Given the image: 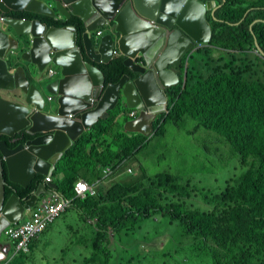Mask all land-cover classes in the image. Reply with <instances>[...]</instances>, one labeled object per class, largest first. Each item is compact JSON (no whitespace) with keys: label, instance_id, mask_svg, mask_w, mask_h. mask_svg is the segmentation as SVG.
Instances as JSON below:
<instances>
[{"label":"water","instance_id":"1","mask_svg":"<svg viewBox=\"0 0 264 264\" xmlns=\"http://www.w3.org/2000/svg\"><path fill=\"white\" fill-rule=\"evenodd\" d=\"M215 5L216 0H0V135L9 137L0 139V232L57 183L41 180L28 197L17 186L52 173L74 141L121 99L137 110L123 128L154 133L155 119L167 109L166 88L180 81L183 57L212 39L207 12ZM14 10L55 19L79 16L83 43H77L75 24L48 25ZM97 28H103L100 35L93 33ZM115 50L133 75L106 83L97 63L110 62ZM49 65L57 67L55 74H46ZM6 251L0 242V260Z\"/></svg>","mask_w":264,"mask_h":264},{"label":"trees","instance_id":"2","mask_svg":"<svg viewBox=\"0 0 264 264\" xmlns=\"http://www.w3.org/2000/svg\"><path fill=\"white\" fill-rule=\"evenodd\" d=\"M260 1L218 0L221 5L216 11L207 12L212 39L183 57L180 81L166 88L167 110L154 121V133H163L168 119L179 124L188 115L196 119L197 126L224 132L234 147L232 157L241 165L234 168L239 173L225 177L224 187L213 194L208 209L190 216L186 211L189 201L185 200L195 192L186 190L170 171L145 174L136 180L131 191L116 183L102 199L98 193L75 199L73 204L79 206L86 224L92 227V235L84 243L89 253H80V264H111L112 248L123 238L121 231H126L124 237H130L135 230L131 218L156 219L159 215L200 236L213 264H264V57L256 50L254 38L264 50V1ZM249 8L254 9L243 18ZM11 14L39 18L48 25L75 24L77 43H83L85 26L79 16L55 19L28 10H14ZM255 18L260 20L255 22ZM215 47L226 50L227 69L222 67V56H212ZM254 49L258 54L252 52ZM197 56L203 57L201 62L196 60ZM97 65L103 70L106 83L117 81L124 73L133 75L120 55ZM121 110L120 105L109 109L61 156L52 175L57 190L65 196L73 195L74 184L82 177L81 162L86 161L89 166L93 155L94 160L97 158L95 167L99 165L101 170L124 157L134 156L147 141V135L125 130L123 122L112 132ZM1 138L9 140L6 135H0ZM86 144L88 154L79 162ZM43 176L37 174L27 187L19 186V193L32 194ZM110 231L117 236L111 237Z\"/></svg>","mask_w":264,"mask_h":264},{"label":"rangeland","instance_id":"3","mask_svg":"<svg viewBox=\"0 0 264 264\" xmlns=\"http://www.w3.org/2000/svg\"><path fill=\"white\" fill-rule=\"evenodd\" d=\"M194 51L195 49L191 52ZM252 52L258 54L255 49ZM212 56L218 58L219 51H213ZM196 60L201 61V57L197 56ZM196 124V119L190 115L179 124L168 119L164 123L163 133L149 135L147 141L136 151V157L128 161L134 169V174L122 176L120 180L127 181L132 178L134 181V177L135 180L140 179V162L150 175L170 171L178 176L179 182L186 190L198 192L193 202L186 203L188 216L199 210L208 209L213 203V194L224 187L225 177L239 173L240 170L234 168L241 165L238 159L232 157L231 148L234 147L224 132L206 129ZM216 146H219L218 152L215 151ZM76 221L73 217L68 222L75 225ZM168 223L169 219L161 215L156 219L144 220L140 230L131 233L130 237H123L118 245L112 248L111 264H213L200 236L193 233L203 251L193 237L184 232L182 226L177 223L170 226ZM60 228L63 231L62 237L54 238L48 235L51 245L46 253L47 258L53 261V264H68L69 257H76L75 262L70 264H80L82 259L80 253L83 252L84 255L89 253L83 245H79V254L69 251V254L65 253L64 260L60 259L63 254L59 250L76 235L74 233L68 236L67 233L70 231L65 232L66 222L61 223ZM168 231H171V235L162 234ZM169 237L171 240L166 242L164 249H161L160 242L166 241ZM50 261L44 264H50Z\"/></svg>","mask_w":264,"mask_h":264},{"label":"crops","instance_id":"4","mask_svg":"<svg viewBox=\"0 0 264 264\" xmlns=\"http://www.w3.org/2000/svg\"><path fill=\"white\" fill-rule=\"evenodd\" d=\"M263 1L264 0H261L260 2H263ZM220 5H221V3L218 2V0H216V5H215L216 8H215L214 12L216 11V9ZM252 9H254V8L247 9L245 14L243 15V18L247 15V12L251 11ZM259 20H260L259 18H255L254 21L256 22V21H259ZM102 30H103V28H102ZM96 31L95 30L93 31V33L95 35H97ZM198 46H201V45H197V46L193 47L192 50H194V49L196 50ZM216 50L219 51V56L223 57V61L224 62L222 63V67L224 69H227L226 59H229V56H228V54H226V50H224L223 48L215 47L213 51H216ZM238 53H240V51H238ZM202 59H203V57H201V61H202ZM201 61H198V62H201ZM49 66H54V65H49ZM183 72H184V70L182 71V73ZM4 94L9 96L7 93H4ZM119 105H120L122 110L120 112H118L117 115H116V118L114 120L113 126L111 128L112 132H116L122 122L124 124V122L126 120L137 116V110L135 108H127L126 105H125L124 100L122 101V99H121V103ZM132 111H134L135 114H131ZM137 133H141V132H137ZM219 135H221L223 137L222 134L219 133ZM88 151H89V145L86 144L84 146V152L79 155V162H81V160H82L83 156L85 155V153L88 154ZM215 151H217V152L219 151V146L215 147ZM231 153L233 154V149L232 148H231ZM134 157H136V155L129 156V157H124L123 159L125 160L126 164L121 165L118 169H116L115 171L111 172L109 175H104L103 169L98 170L99 169V165H97L95 167L94 163H95V160L97 158L94 160L93 155H92L91 156V163H90L89 166L87 165L86 161H83L80 164V172L82 173V178L85 179L86 181H88L89 183H93V182L96 181L95 183L97 184V190H98L97 193L99 195V199H102L103 195H106L110 191L111 186L113 184H116V183H119L120 185H122L124 190L131 191V190H133V186H134V184L136 182L135 177H134V181H133L132 178H129L127 181L120 180V177L125 176V175L134 174L133 173L134 169H133L132 165L129 164V162ZM128 167L131 168V171L128 169ZM140 167H141L140 179H142L145 176V174L149 175V176H152V175L148 174V172L146 173L145 168H144V164L142 162H140ZM138 173H139V171H137V175H138ZM155 174H157V173H155ZM155 174H153V175H155ZM50 175H52V173H50ZM43 177H44L43 180H45L46 176H43ZM53 181H54V176H53ZM53 181H51V182H53ZM57 186H58V184H57ZM53 189H58V188L56 187V188H53ZM45 195H47V193L43 194L42 197H44ZM197 195H198V192H195V193L191 194L189 197H187V199L185 201L193 202L194 199H196ZM89 196H91V195H89ZM107 204L110 205L109 202ZM179 209H181V207ZM29 213L30 212L27 211L26 214H25V217H28ZM114 213H115V211L113 209L112 215H114ZM84 215L85 214L79 208L78 205L69 206L64 213H62L60 216H58L55 219V221H53L42 233H40L35 239L32 240V242L30 243V249H29L28 252L21 251V250H18L17 248H15L14 245L2 233V235L0 236V242L2 243V245L6 246V250H7V255L5 257V260H7L8 263H10V261L13 260L11 264H44V262L50 261L47 258V256H46L47 250L50 248V245H51V239L49 238L48 235H50L51 237H54V238L62 237V235H63L62 232L63 231L60 228V224L63 223V222H66V225H67V230L65 232L67 233V231H70V233H67L68 236H71L74 233L76 235H75L74 239H71L68 243H66L61 248V250H59V252H61L63 254L62 257H60V259L64 260L65 253L69 254V251H73L74 253L79 254V245H83L84 247H86L84 243L92 235V233H91L92 227L86 224L85 219H84ZM136 215L140 216L138 213H136ZM73 217H75L76 220H77L75 225H73L71 222H68ZM144 220L145 219H139V218L138 219H134V218H131V221H133L135 223V225H134L135 230L134 231H137L138 229L140 230V227H141L142 223H144ZM174 223L179 224L177 221L171 222L170 219H169V223L168 224L170 226H173ZM92 225H94V224H92ZM183 230H184V232L187 235H191L193 237L194 241L197 242V244L199 245V247H201V250L203 251V248H202L201 244L198 242V238L195 237L194 235L190 234L189 232H187L186 228L183 229ZM79 231H81L80 232L81 233L80 237H79ZM134 231H132L131 233H133ZM110 233H111V237L113 235L117 236L112 231H110ZM125 234H126L125 230L121 231L120 237H124ZM162 234L163 235L164 234H168V236H169V235H171V231H168L167 233H162ZM148 237H149L148 239L150 240V235ZM170 240L171 239L169 237V238L166 239V241L160 242L161 249H164V245L166 244L167 241L169 242ZM88 243H89V241H88ZM112 244H115V240H113V239H112ZM86 248L88 249V247H86ZM74 250H77V251H74ZM81 253H83V252H81ZM76 259H77L76 257H74V258L69 257L67 259V262H68V264H70L73 261L75 262ZM53 263H54L53 261H50V264H53ZM47 264H49V263H47Z\"/></svg>","mask_w":264,"mask_h":264},{"label":"built area","instance_id":"5","mask_svg":"<svg viewBox=\"0 0 264 264\" xmlns=\"http://www.w3.org/2000/svg\"><path fill=\"white\" fill-rule=\"evenodd\" d=\"M0 19H2L1 15ZM96 33L100 35L102 29H97ZM114 52L119 55L116 50ZM56 71L57 68L55 66H49L46 69V74L53 75ZM131 114H135V112L132 111ZM123 164H126L125 160H119L117 163L104 167V175H109ZM128 169L131 171L130 167H128ZM45 180L51 181L52 176L46 175ZM96 193V183H89L83 178H78L74 184L73 197L64 196L56 191L49 192L46 197L42 198L33 208L27 209V211L29 210L30 212L28 217L24 216L21 221L8 225L5 228V235L11 240H16L18 248L27 250L28 242L31 238L52 223L58 215L72 204L75 198H84L89 195H95Z\"/></svg>","mask_w":264,"mask_h":264},{"label":"clouds","instance_id":"6","mask_svg":"<svg viewBox=\"0 0 264 264\" xmlns=\"http://www.w3.org/2000/svg\"><path fill=\"white\" fill-rule=\"evenodd\" d=\"M0 15L3 17V14H2V13H0ZM4 15H5V14H4ZM97 29H98V28H97ZM97 29H96V30H97ZM100 29H102V28H100ZM96 30H95V31H96ZM203 44H204V43H201V44H199V45H203ZM48 67H49V66H48ZM48 67H47V68H48ZM55 67H56V66H55ZM47 68H46V69H47ZM56 68H57V67H56ZM167 104H168V102H167ZM166 110H167V109H166ZM166 110H165V111H166ZM163 112H164V111H163ZM154 132H155V131H154ZM1 139H2V138H1ZM121 160H124V159L122 158ZM48 175H50V174H48ZM44 176H46V175H44ZM51 176H52V175H51ZM81 178H82V177H81ZM44 181H46V180H44ZM51 181H53V176H52V180H51ZM51 181H49V182H51ZM53 182H55V181H53ZM19 188H20V187H19ZM9 191H10V190H9ZM51 191H56V192H59V193H61L62 195H64L63 192L58 191L57 189L50 188V189H49V192H51ZM97 191H98V190H97ZM49 192H48V193H49ZM9 193H10V192H9ZM48 193H47V194H48ZM44 194H45V193H44ZM42 195H43V194H42ZM42 195L39 196V199H38V201L35 203V205H36V204H37L42 198L46 197V195H45L44 197H42ZM28 196H29V195H28ZM28 196H25V197H28ZM64 196H65V195H64ZM73 196H74V193H73L72 196H67V197H73ZM41 197H42V198H41ZM75 199H79V198H75ZM75 199H74V200H75ZM74 200H73V202H74ZM73 202H72V204H70L69 206L74 205ZM35 205H34V206H35ZM34 206H32V207H28V208L31 209V208H33ZM69 206H68V207H69ZM68 207H67V208H68ZM28 208H27V209H28ZM67 208H66V209H67ZM27 209L24 211V213H23V217L25 216ZM66 209H65L62 213H64V212L66 211ZM28 211H29V210H28ZM62 213H61V214H62ZM61 214H60V215H61ZM60 215H58V216H60ZM23 217H22L21 219L17 220V221L10 222L9 224H7V225L1 230V232H0V236L2 235V233L5 235V228H6L8 225L21 221V220L23 219ZM54 221H55V220H54ZM50 224H51V223H50ZM50 224H49V225H50ZM49 225H48V226H49ZM48 226H47V227H48ZM47 227H46V228H47ZM46 228H45V229H46ZM45 229H44V230H45ZM44 230L40 231V232L37 233L33 238H31V240L28 242V249H27V250H24L23 248H18V246H17V241H16V240H11V239H9L6 235H5V236H6V238H7V239H8V240L14 245L15 248H17L18 250H21V251L28 252L29 249H30V243L32 242V240L35 239V238H36L40 233H42ZM6 255H7V251H6V253H5V257H6ZM5 257H4L3 259L0 260V264H7V263H8V261L5 260Z\"/></svg>","mask_w":264,"mask_h":264},{"label":"flooded vegetation","instance_id":"7","mask_svg":"<svg viewBox=\"0 0 264 264\" xmlns=\"http://www.w3.org/2000/svg\"><path fill=\"white\" fill-rule=\"evenodd\" d=\"M18 187V193H19V191H20V188H19V186H17ZM20 194V193H19Z\"/></svg>","mask_w":264,"mask_h":264}]
</instances>
